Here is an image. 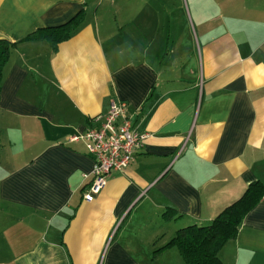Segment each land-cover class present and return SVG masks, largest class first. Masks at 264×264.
I'll use <instances>...</instances> for the list:
<instances>
[{
  "label": "crops",
  "instance_id": "1",
  "mask_svg": "<svg viewBox=\"0 0 264 264\" xmlns=\"http://www.w3.org/2000/svg\"><path fill=\"white\" fill-rule=\"evenodd\" d=\"M0 41V264H184L176 232L264 184V0H0ZM112 101L147 138L85 202L71 139ZM218 258L264 264V199Z\"/></svg>",
  "mask_w": 264,
  "mask_h": 264
},
{
  "label": "trees",
  "instance_id": "2",
  "mask_svg": "<svg viewBox=\"0 0 264 264\" xmlns=\"http://www.w3.org/2000/svg\"><path fill=\"white\" fill-rule=\"evenodd\" d=\"M83 20L79 12L67 23L39 29L27 37L28 40H44L56 47L69 40ZM15 44L0 41V89L2 70ZM264 199V184H250L243 195L233 204L222 210L207 226H188L176 232L168 246H176L184 264H221L218 253L238 232L244 217Z\"/></svg>",
  "mask_w": 264,
  "mask_h": 264
},
{
  "label": "built area",
  "instance_id": "3",
  "mask_svg": "<svg viewBox=\"0 0 264 264\" xmlns=\"http://www.w3.org/2000/svg\"><path fill=\"white\" fill-rule=\"evenodd\" d=\"M125 103L110 102L108 112L95 117L91 127L74 136L73 142H82L93 159L92 170L82 176L88 183L83 188L82 199L92 201L106 186L112 173H123L147 138L133 126L126 113Z\"/></svg>",
  "mask_w": 264,
  "mask_h": 264
}]
</instances>
